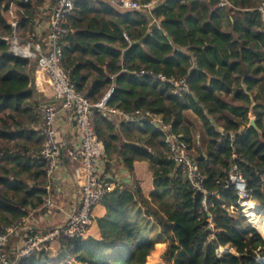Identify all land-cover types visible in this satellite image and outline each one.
<instances>
[{"label":"trees","instance_id":"obj_1","mask_svg":"<svg viewBox=\"0 0 264 264\" xmlns=\"http://www.w3.org/2000/svg\"><path fill=\"white\" fill-rule=\"evenodd\" d=\"M131 1L151 7L120 10L105 0H78L67 16L63 69L92 104L111 90L109 108L159 116L186 144L207 195L169 159L164 133L93 109L103 175L116 184L101 202L100 238H61L59 252L42 250L19 264H264L257 261L264 238L246 223L227 186L236 165L248 197L264 208V0ZM11 3L24 41L44 0H0V236L42 207L50 182L40 155L44 99L33 84L36 61L3 54L9 48L2 38L13 34L5 17ZM140 71L183 80L188 93L136 77ZM112 161L128 182L109 172ZM134 162L149 166L148 197ZM219 248L228 249L219 255Z\"/></svg>","mask_w":264,"mask_h":264},{"label":"built area","instance_id":"obj_2","mask_svg":"<svg viewBox=\"0 0 264 264\" xmlns=\"http://www.w3.org/2000/svg\"><path fill=\"white\" fill-rule=\"evenodd\" d=\"M28 0H23L27 3ZM51 0H44V3ZM78 0H53L47 20L40 18L36 22L34 34L22 41L18 32L20 19L17 15L18 8L9 4L5 15L7 23L12 28V36L2 40L7 44L9 51L15 56L36 61L33 74V84L36 92L44 99L42 104L44 137L41 157L46 161V173L51 177L63 158H67L76 165L77 176L75 181L78 189V202L62 226H57L44 231L40 235L33 234L34 225L41 224L46 216L52 215L55 203L52 200L51 188L44 199L40 209L31 211L15 225L6 228V233L0 236V264H19L42 250H50L52 243H58L61 238H87L88 230L93 223V210L101 204L105 195L116 187L113 178L100 173L99 165L102 161L103 149L93 125V109H99L110 120L118 118L119 122L142 124L149 122L157 130L164 133V143L168 149V157L176 166H179L193 186V188L207 195L202 186L203 177L195 161L191 158L186 144L177 136L170 133V126L162 123L159 116L151 113L138 115H125L119 110L109 108L107 101L111 90L97 103H90L81 93L77 92L70 83L62 66V43L68 34L67 16L72 12ZM116 8L139 10L149 9L151 4L140 6L131 0H105ZM264 5V4H263ZM136 77H148L152 81H160L173 86L174 93L182 95L188 93V87L183 80H171L162 75L140 71L134 73ZM60 113L68 116L72 127L79 136V146L65 149L54 122ZM65 151V152H64ZM64 152V154H63ZM112 179V180H111ZM227 186H231L237 193L238 205L241 214L247 219L261 236L264 234V208L259 207L247 194L246 182L238 171L236 165L228 173ZM206 208L205 200L203 201ZM250 210L258 211V217H248ZM259 218V219H258ZM260 220H262L260 222ZM212 226V225H211ZM263 237V236H262ZM13 240V245H9ZM227 249V248H226ZM224 249V252L226 251ZM222 248L216 250L221 254ZM258 262L264 258L257 257Z\"/></svg>","mask_w":264,"mask_h":264},{"label":"crops","instance_id":"obj_3","mask_svg":"<svg viewBox=\"0 0 264 264\" xmlns=\"http://www.w3.org/2000/svg\"><path fill=\"white\" fill-rule=\"evenodd\" d=\"M53 0L44 3L42 7V19L47 20L49 10L53 5ZM118 118H114L113 121H117ZM253 119V118H251ZM54 128L60 134L65 149L76 148L79 146V136L72 127L68 116L65 113H60L54 122ZM65 152V151H64ZM63 152V154H64ZM110 173L113 174L115 179L128 180V176L125 178V171L116 174L117 169H122L121 166L112 161L110 166ZM99 171L101 174L105 173L104 163L101 161L99 165ZM133 173L135 180L138 182L141 191L145 197H148L153 190L152 174L149 170V166L146 162H134ZM109 175V174H107ZM77 176L76 165L70 162L67 158H63L61 164L57 167L54 173L50 177L49 186L51 188V194L53 202L55 203V209H53L52 215L46 216V219L39 225H34L33 234L40 235L44 231L49 230L57 226H62L71 211L74 209L78 202V189L75 181ZM129 181V180H128ZM106 211L102 204L97 205L93 210V223L88 230L87 237L99 239L100 233L96 223L98 218H102ZM59 244L52 243L50 246L51 253L59 252Z\"/></svg>","mask_w":264,"mask_h":264},{"label":"rangeland","instance_id":"obj_4","mask_svg":"<svg viewBox=\"0 0 264 264\" xmlns=\"http://www.w3.org/2000/svg\"><path fill=\"white\" fill-rule=\"evenodd\" d=\"M45 6V4L42 6V7H44ZM40 15H42V13H40ZM5 17H6V20H8L9 19V17H8V15H5ZM21 34H22V32H21V30L18 32V36L20 37L21 36ZM21 38V37H20ZM21 40H22V38H21ZM23 40H24V38H23ZM188 119L191 121V122H193V123H195V124H197L196 126H195V128H196V131L198 132V129H199V124H198V122H196L195 121V117H194V115L192 114V113H190V112H188ZM246 212H249V213H251L249 210H247ZM246 219V218H245ZM246 223L247 224H249L248 223V221H247V219H246ZM251 227H254V226H252V225H250ZM254 229V228H253ZM262 236H263V238H264V234H262ZM13 240H11L10 241V243H9V245H13V242H12ZM221 251H223L224 252V249H222ZM223 252H221V253H223ZM52 254H55V253H52ZM162 254V253H161Z\"/></svg>","mask_w":264,"mask_h":264},{"label":"water","instance_id":"obj_5","mask_svg":"<svg viewBox=\"0 0 264 264\" xmlns=\"http://www.w3.org/2000/svg\"><path fill=\"white\" fill-rule=\"evenodd\" d=\"M11 52L8 50V51H6V52H4L3 54H10ZM250 126H252V127H256L255 126V121H254V119H252L251 121H250ZM201 156H202V154H200ZM127 182H128V180H126ZM228 249V248H227Z\"/></svg>","mask_w":264,"mask_h":264},{"label":"bare ground","instance_id":"obj_6","mask_svg":"<svg viewBox=\"0 0 264 264\" xmlns=\"http://www.w3.org/2000/svg\"><path fill=\"white\" fill-rule=\"evenodd\" d=\"M250 211V210H249ZM251 212V214H248L247 216L248 217H251L252 215H253V217L256 219V215H258V211H257V213L255 212H252V211H250Z\"/></svg>","mask_w":264,"mask_h":264}]
</instances>
